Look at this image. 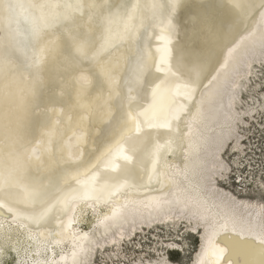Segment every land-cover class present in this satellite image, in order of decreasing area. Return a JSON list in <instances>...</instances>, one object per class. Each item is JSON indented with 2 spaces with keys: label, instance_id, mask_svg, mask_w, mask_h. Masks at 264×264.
Here are the masks:
<instances>
[{
  "label": "bare ground",
  "instance_id": "obj_1",
  "mask_svg": "<svg viewBox=\"0 0 264 264\" xmlns=\"http://www.w3.org/2000/svg\"><path fill=\"white\" fill-rule=\"evenodd\" d=\"M263 123L264 0H0V264H264Z\"/></svg>",
  "mask_w": 264,
  "mask_h": 264
},
{
  "label": "rangeland",
  "instance_id": "obj_2",
  "mask_svg": "<svg viewBox=\"0 0 264 264\" xmlns=\"http://www.w3.org/2000/svg\"><path fill=\"white\" fill-rule=\"evenodd\" d=\"M255 126H256V128L253 129V131H252L253 135L251 134L252 135L251 137H252V140H254L253 152L255 151L256 153L251 154V156L254 157L255 159L250 160V163L253 164L252 168H254V171L253 170L252 171H253L254 175L249 176V174L252 171H250L248 169L249 167H248V164H246V163L244 164V167H246V168L241 170L242 172L245 171V174H244L245 177L249 176V179H248L250 181L249 183L252 182V177L255 180L258 179V178H256V175H259V178H262L264 180V123L261 127L257 126V124ZM185 232H186V229H183L182 231L179 232L180 238H182V236H186ZM169 235H173V236L169 237ZM177 236H178V234H176V233H168V234L165 233L163 235L162 240H155L156 241L155 242L154 239H152L151 241H149V243H147L145 245L152 248L151 250L159 249V248L162 249V247H161L162 244L166 245L167 243H169L168 240L173 239V238L175 239V237L177 238ZM162 241H166V242H162ZM188 241L191 244V247H190L191 249L188 251V254L183 255L180 251L179 252L176 251L175 253L173 252L171 254L172 261H175V262L180 263V264H191L192 263V260L195 256V253L197 250V247L199 245L198 244V238L188 237ZM96 259H98V258H96Z\"/></svg>",
  "mask_w": 264,
  "mask_h": 264
},
{
  "label": "built area",
  "instance_id": "obj_3",
  "mask_svg": "<svg viewBox=\"0 0 264 264\" xmlns=\"http://www.w3.org/2000/svg\"><path fill=\"white\" fill-rule=\"evenodd\" d=\"M252 142H254V140H252ZM243 159H244V160H243V161H244V163H243V169H244V168H246V167H244V164H245V163L248 164V163L245 162V158H243ZM252 166H253V164H252ZM252 166L248 165V167H249L248 169L250 170V167L252 168ZM236 172H237V171H236ZM234 181H235V182H238V181H239L238 176L235 177Z\"/></svg>",
  "mask_w": 264,
  "mask_h": 264
}]
</instances>
